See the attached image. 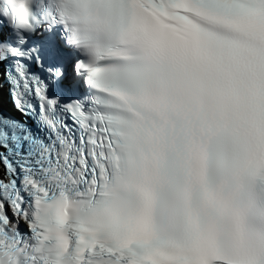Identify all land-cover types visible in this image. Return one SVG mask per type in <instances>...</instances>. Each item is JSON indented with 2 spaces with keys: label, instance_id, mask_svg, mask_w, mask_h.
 Here are the masks:
<instances>
[{
  "label": "snow or ice",
  "instance_id": "1",
  "mask_svg": "<svg viewBox=\"0 0 264 264\" xmlns=\"http://www.w3.org/2000/svg\"><path fill=\"white\" fill-rule=\"evenodd\" d=\"M0 264H264V0H0Z\"/></svg>",
  "mask_w": 264,
  "mask_h": 264
}]
</instances>
